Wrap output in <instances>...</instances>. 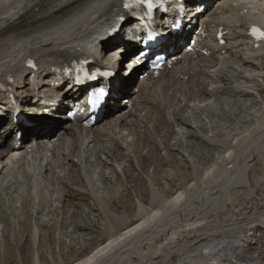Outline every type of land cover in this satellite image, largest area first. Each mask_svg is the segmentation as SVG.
Returning <instances> with one entry per match:
<instances>
[{
  "label": "bare ground",
  "instance_id": "bare-ground-1",
  "mask_svg": "<svg viewBox=\"0 0 264 264\" xmlns=\"http://www.w3.org/2000/svg\"><path fill=\"white\" fill-rule=\"evenodd\" d=\"M52 1L0 0V73L10 71L13 75H22L26 71L22 65L26 57L35 56L40 64L43 65L42 59L44 56L42 55H52L55 52L54 50L59 48L62 43L78 40L77 38L81 37L80 35L84 33H95L103 21L98 18L102 6L112 4L113 2V0H78L73 5L44 19H39L30 25L20 27L25 20L49 5ZM94 16H97L95 20H93ZM249 51L248 55H239L238 61H234L233 59L226 62L225 72H229L235 84H233L234 86H230L229 84L232 80L226 74L220 75V78L225 79L228 84L215 85L218 89L213 93L216 94L215 97L221 99L219 105L214 104V101L210 102L211 104L205 103L197 108V110H193L191 116L181 115L178 113L182 109L179 95L176 93L168 95L166 92L173 91L174 89L172 86L167 85L164 79H161V93L153 97L152 110L146 111L143 120L140 121L144 124L143 127H145L142 141L137 138L131 144L124 137H120V141L116 143V146L119 148L114 149L113 152L105 153L107 147L101 145L99 148L100 153L92 151L90 156L84 159V161L80 158L79 143L76 140L72 143V151L66 152L58 149L53 152V155L57 156V161L54 163L58 164L59 162L58 165L69 163V166H72L69 175L75 172L71 178H65V183L69 190H65V188L59 190L61 192L60 202L64 203L63 199L69 200L67 197L73 195L70 193V189L73 188L72 185H77L80 181L89 185L84 169L85 160L89 166H94L95 161L93 158H96L99 160L97 164L99 165L102 153L107 154L106 159L115 158L117 160L118 156L124 154L120 150V148H123L129 151L133 157V163L136 161L135 165H132L133 167L135 166L136 168L138 166L145 172L146 163H149L153 165V168L160 169L172 159L166 160L158 154L160 146L157 137H160L161 143L166 148V153L168 154L169 152L171 154L170 150L173 148L168 144L167 139H170L171 136L173 137L174 133L178 134L174 130V127H186L184 131H180V134L183 137L185 134H188L187 137L196 138L202 145L197 152L196 161L194 160L195 166L191 164V166H187L189 172L185 173L184 171V174L179 173L180 175L174 178L173 185L171 183L172 188L162 189L161 193L157 189H154V187H149L151 184V186L154 184L155 186H162L160 179L154 176L155 172H152L153 174L145 172L150 177L147 183L148 179L145 181V179L143 180L139 176L130 175L127 177L130 187L126 191H134L140 198V203L144 206L141 210L144 213L141 216L131 215L128 217L127 213L126 217H120L109 207L100 205L98 198L93 197L91 192H86L85 195L93 199V204L97 206L98 211L107 220L105 223L106 239L95 245L88 253L82 254L75 259L66 258L61 261L53 259V262L51 261L52 263L48 264H211V261L216 258L201 253L202 249L207 246L217 247L225 245L234 251H242L244 249L257 251L259 241L264 239V105L261 107L259 113H254L257 120L248 119L250 120V124L246 130L244 129L245 131H242L243 133L239 135H233V138L231 137L232 139L230 138V140L225 136V132L217 131L219 128L218 124L210 126V124L204 122L208 120L210 121L209 123H212L214 116H219L220 119L225 120L224 116L227 114L224 112V108L228 106V101L222 100V95L232 93L235 97L238 95L239 97L247 98L253 95L252 91L254 89L257 92L264 93V83H256L259 78H264V67H258V62L252 60L254 59L253 52ZM230 63L231 65H236L235 68H240L243 71L230 68L228 66ZM244 71L248 74H246L247 79L243 83L241 79L244 77L242 74ZM26 82V80L18 81L20 85H15L22 91L27 89ZM116 82L119 86H122L120 90L124 91L126 85H123V81L117 79ZM21 83H24L23 87ZM199 93L200 91L198 93H189L187 97L191 100H196L195 97L200 99ZM232 94L227 95L233 96ZM259 96L261 97V95ZM252 103L256 105V102L253 101ZM239 105L241 104L239 103ZM245 106L246 104L243 107ZM231 107L232 111H229L233 116H237L240 119V114L244 111H242V106L236 108L235 105H232ZM136 111H138L137 108L128 113H123L119 117V121L124 123L121 124L122 129H127L129 133L141 132L139 127L142 125L139 122L137 124L138 127L135 129L136 132L134 131V127H126L125 124L127 121L132 122L133 118H135V121L138 120V116L134 114ZM227 116L233 117L231 115ZM198 119L201 120L199 124L196 123ZM48 122H51L50 118L36 116L25 128H34V136L42 138L45 134L39 131L40 124ZM118 125L120 126V124ZM164 128H166V133L160 135ZM144 139L147 143L143 142ZM183 139L185 140V138ZM188 140L190 141V139ZM192 142L194 144L195 141ZM149 143H153L154 146L148 148L146 145H149ZM181 143L183 147L184 144L183 142ZM188 143L186 144H191ZM178 145H181L180 142ZM215 146L222 148L218 147L220 153L216 152L217 154L219 153L216 157L212 154ZM140 147L142 149L148 148L149 150H147L145 155H141L142 149ZM138 148L140 150L139 153ZM176 148L173 150H176ZM215 149L214 151H216ZM108 150L111 151L110 148ZM186 152L188 151L186 150ZM192 153L195 154V152ZM60 154L63 156L59 158ZM193 162L191 163L193 164ZM14 163L21 166V168L17 167L18 170L16 172L22 177L26 175L34 177L37 172L36 175L40 179L54 182L53 179H46V177H48L50 172L52 173L55 164H50L47 161L46 163L40 162L26 168L23 163H18V160H15L14 157L11 158V161L5 162L3 160L0 162V193L8 190V186L2 181L8 177V181L11 180L9 175L15 168L11 169ZM99 179L105 180L102 174ZM151 181L153 183L150 184ZM139 183L144 185L141 190ZM66 191L68 192L66 193ZM33 194H35V197H33ZM22 196L25 197L23 200ZM10 197L8 198L9 201L11 199L10 206L14 201L18 204V206L13 205L12 207L16 211L13 213L15 217L18 216L17 221H23L24 217L21 218V216H24L34 208L35 203H33V199H35L34 202L37 204V212L39 213L44 210V207L50 201V198H48L43 189L36 190L33 187H30L26 194L21 195V197L18 196L19 201ZM2 198L0 196V217L3 215V212L10 210V207L6 208V206H2L6 202H9L6 200L1 201ZM146 202H150L149 208L146 206ZM68 203L72 207L73 204L70 201ZM30 206L32 207L31 209H29ZM131 208L129 205L125 209L131 211ZM19 209L20 213L16 215ZM71 213L72 217L69 219L74 226L79 228H87L89 226V224L86 225L80 223L79 220H75L80 213L75 210H72ZM8 214H11V212L6 213V215ZM5 218L6 216L0 218V222H3ZM61 226L63 227L62 229H65L67 227L66 221L62 220ZM245 231L249 233L253 232V234H249L250 237L243 238L242 236ZM33 233L35 232L32 231L30 237L32 242L34 240ZM53 237L52 228H50L45 236L46 243L44 244L48 246L49 241L58 242ZM38 238H40L39 235ZM30 239L28 238L27 242L29 241L32 246L33 244L30 242ZM2 240V244L0 243L1 264H8L18 260L21 264L38 263L34 262L32 257L29 258V255H27L28 258L24 256L25 253L29 254L25 244L18 246L19 253L21 251L23 255L16 256L18 251L15 255L13 247L7 239L2 238ZM43 240L44 238L41 241ZM218 263L225 264L223 261H218Z\"/></svg>",
  "mask_w": 264,
  "mask_h": 264
},
{
  "label": "rangeland",
  "instance_id": "rangeland-1",
  "mask_svg": "<svg viewBox=\"0 0 264 264\" xmlns=\"http://www.w3.org/2000/svg\"><path fill=\"white\" fill-rule=\"evenodd\" d=\"M262 79L264 80V78H262ZM262 79H259L256 83L257 84H260V83L262 84V82L264 83V81ZM256 92H257V90L254 89L252 96L247 97V98L243 97L245 99V101L242 97H239L238 95H236V97H235V95H233L232 93H227V94H232L233 96H230L227 94L222 95V100L228 101V106L227 107L225 106V108H224L225 110L223 109L227 115L233 116L232 113L230 112V111H232V107H231L232 105H235L236 108H239L238 106H242L241 107L242 111L243 110L244 111L241 112V114H240L241 121H240L239 117H237V116H233L231 118V117L226 115V116H224L225 120L220 119L219 116H214V118H212L213 119L212 123H209L210 121H208V120L207 121L205 120L204 122H206L207 124H210V126L212 124H218L219 128H221V129L218 128L217 131L225 132V136L227 137L228 140H230L231 137L233 138V135L235 136V135H239V134L243 133L246 130V128L248 127V125L250 124V120H248V119H252V120L256 121L257 118L254 116L255 115L254 113H257V112L259 113L261 111L260 110L261 107L264 105L263 104L264 103V93H260V92L256 93ZM259 95H261V97ZM237 96L239 97V99ZM231 97H232V100H231ZM236 98L238 99V101L241 105H239V103H237L238 101L236 102V100H237ZM233 99H236V100H233ZM242 99H243V101H242ZM213 101H211V103L213 102L214 104L219 105V103L221 102V99H219V97H215V99H213ZM232 101H234V102H232ZM251 101L256 102V105L254 103H252ZM231 102H232V104H230ZM244 104H246L247 107L246 106L243 107ZM246 108H248L247 111H246ZM240 111H241V109H240ZM241 116H243V117H241ZM139 118H141V119L144 118L143 113H141V116ZM226 119H228V120H226ZM246 120H248V121H246ZM196 121H197L196 122L197 124H199L201 122L200 119H198ZM234 122H236V123H234ZM246 122H248V123H246ZM107 124H108L107 128L109 130L106 131V136L108 138H110V140H108V138L105 139L104 142L101 143V145H103L104 147H107L105 150L106 151L105 153H107V152L110 153V152H113L114 149L119 148L116 146V142H114V141H120L119 140L120 133L126 134L128 132V130L122 129L121 127H117L116 126L117 123L116 122L114 123L113 120L108 121ZM141 125L142 126L139 127L141 132L138 131L139 134L131 132V133L127 134L126 138H124V139L131 144L133 142H135L137 138H138V140L141 139V141H142L143 137H144L143 131L145 130V127H143L144 126L143 123H141ZM222 125H224V126H222ZM137 127H138V125H136V123H135L134 131ZM236 128H238V129H236ZM185 129H186V127H184V128L183 127L182 128L174 127V130H176L178 132V134L174 133L175 135L173 134V137L171 136V138L169 137L170 139H167L168 144L171 146V148L175 149L177 147L176 150H173V149L170 150L171 154L169 152H168V154L166 153L167 152L166 148H164V145L161 143L160 137H157V141L159 142V146H160L158 154L163 156L166 160H169V158L172 159L169 163H167L165 166L161 167L160 169H156L155 167L153 168V165L146 163V167L144 168L145 172H148L151 174H153L152 172H155L154 176H156V178L160 179L162 186L161 185L155 186V184L153 186H151L152 185L151 183H153L152 181L150 182L151 185L149 184L150 185L149 187H152V188L154 187V189H157L158 192H160V193L162 192V189L166 190V189L172 188V185H173L174 180H175L174 178L177 177V175L179 176L181 173L184 174V171H185V173L189 172L187 166L188 167L191 165L195 166V161H196L195 159L197 157V152H198L199 148H201L202 145H201V143H199L198 140H196V138L187 137L188 134H185V136L183 137L180 134V131H182V130L184 131ZM187 129H189V128H187ZM165 130H166V128H164V130L161 131L160 135L165 134L166 133ZM116 131H118V134ZM183 138H185V140ZM188 139H190L191 142ZM178 141L180 142L181 145H178V143H179ZM192 141H195L194 144H192L193 143ZM143 142L147 143V142H145V139ZM175 142H177V143L175 144ZM181 142H183V144H184L183 147H182ZM187 142H189L188 144L191 143L192 145L191 144L187 145L186 144ZM197 142L199 145L197 144ZM195 145H196V147H195ZM146 146L148 148H151L154 145H153V143H149V145H146ZM174 146H175V148H174ZM186 146H187V148H186ZM212 147H214V146H212ZM218 147L220 149H222L220 146H215L216 149L215 148L214 149L216 151H214V149H213V153H212L214 155V157H216V155H218L220 153V150ZM108 148H110L111 151L108 150ZM140 148L142 149V147H140ZM148 148H143L141 150V152L138 148V153L140 152L141 155H143V154L145 155L147 150H149ZM196 148H197V150H196ZM120 150L122 152H124V154L118 156L117 160H115V158L106 159L107 154L105 155L104 153H102L101 154V160H100L101 162L99 165H97L99 162V160H97V159H94V161H95L94 166H89L87 163H85L84 169L86 171V175H87L86 179L89 181V185H86L81 181L78 182L79 184H77V185H72L74 190H73V188L70 189V193L73 195L70 197H67V198H69V200L63 199L64 203L60 202L61 192H59V190L63 189V188H65V190H69V188H67V186H66L67 184L65 183L66 182L65 178H71L72 175L74 176V174H75V172H73L69 175L70 169L72 167V166H69V163L68 164L64 163V164H60V165H58L59 162H58V164L53 163V164H55L54 165L55 167L53 168L52 173L50 172V174L48 175V177H46V179H53L54 182L46 181L45 179H40V177H37V175H34V177H32L30 175H26V176L22 177V176L18 175V172L13 171L9 175L10 179H11L10 181H8L9 177L4 179V182L8 186V190L6 192L0 193V196L3 197L1 199V201H4V200L9 201L8 198L10 196L12 198H15L17 201H19L18 196L21 197V195L26 194V192L29 190L30 187H33L36 190L43 189L44 192L47 194L48 198H50V201H48L47 205L44 207V210L39 213V212H37V204H36V202H34L35 199H33V203H35L34 208L32 210L28 211V213L25 214L24 216H21V218L24 217L23 221H17L18 216L15 217V215L13 214L16 212L12 208L13 205L18 206V204H16L15 201L11 204V206H10L11 199L9 202H6L5 205L3 204L2 206H6V208L10 207V210H8L7 212H3L2 213L3 215H1V217H0V218H2L3 216H6L5 220L3 222H0V243L2 244V242H3L2 238L7 239V241L12 245L13 250L15 252V255L18 251V246L20 244H25L26 248H27L26 250L29 251V254L25 253L24 256L26 257L27 255H29V258L32 257L34 262L35 261H36V263L38 262L37 264L52 263L53 259L57 260V261L58 260L61 261V260H64L66 258L75 259V258L81 256L82 254L88 253L95 245L103 242V240L106 239L107 236H106V230H105V226H106L105 223L107 222V220L103 217L102 213L100 211H98L99 209L97 208V206H95L93 204V199L88 198L85 195L86 192H91L93 197L98 198L100 205H102L104 207H109V209L114 211L120 217H126L127 215H128V217H130L131 215L141 216L142 213H144L143 211H141L144 206L140 203V201H139L140 198L137 196L136 193H134V191H132V192L128 191V190L126 191V189H128L130 187V184L127 182L128 181L127 177L130 175L139 176V178H142L143 180L145 179V181H146V179H148L150 177L147 174H145V172H143V170H141L138 166L136 168H135V166L134 167L132 166V165H135L136 161L133 163V161H134L133 157L130 155L128 150H125L123 148H120ZM186 150L188 152H186ZM192 152H195L196 155ZM202 152H203V150H202ZM216 152H219V153L217 154ZM133 154H134V150H133ZM172 154H173V156H172L173 158L171 157ZM198 155H200V153H198ZM120 157H122V158H120ZM188 159H189V161H187ZM191 162H193V164ZM126 171H128V172L126 174H124ZM101 174L104 176L105 180L99 179ZM174 174H176V175H174ZM78 176H80V175H78ZM167 176H169V177H167ZM37 179L40 181H38ZM168 179L169 180L171 179V180L169 181ZM148 181H149V179L146 181V183ZM171 183H172V185H171ZM139 184H140V186H139ZM139 184H138V186L140 187V190H141L144 185L142 183H139ZM146 185H148V184H146ZM67 192L68 191H66V193ZM33 197H35V194H33ZM24 198L25 197L22 196V200ZM69 201H70V203L73 204L72 207H71V204L68 203ZM149 204H150V202H148V203L146 202V206L148 208L150 206ZM129 205L132 207L131 211H127L125 209ZM56 206L57 207L59 206V207L57 208ZM133 207H135V209H133ZM31 208L32 207L30 206L29 209H31ZM72 210H75L76 212L80 213V215L77 216L75 218V220H79L80 223H84L86 225L89 224V226H87L88 229L86 227H84V228L76 227L71 223V220L69 218L72 217V213H71ZM8 212L9 213L11 212V214L6 215V213H8ZM19 213H20V209L17 211L16 215H18ZM62 220L66 221L67 227L65 229H62L63 228L61 226ZM90 222H91L92 226L90 225ZM50 228H52V235L54 236L53 239L55 238L56 240H58V242L49 241V243H48L49 245L47 246L44 244V243H46L45 236L49 232ZM32 231L35 232V233H33V236H34L33 242L30 239ZM38 235L40 238H38ZM28 238L30 239V242L33 244L32 246L29 243V241L27 242ZM42 238H44L43 241H41ZM18 255H23V254L21 253V251H20V253L18 251V254L16 256H18ZM26 258H28V256ZM19 263L20 262L18 260V261L8 263V264H19ZM0 264H1V262H0Z\"/></svg>",
  "mask_w": 264,
  "mask_h": 264
},
{
  "label": "snow or ice",
  "instance_id": "snow-or-ice-1",
  "mask_svg": "<svg viewBox=\"0 0 264 264\" xmlns=\"http://www.w3.org/2000/svg\"><path fill=\"white\" fill-rule=\"evenodd\" d=\"M132 4H143V5H146L147 8L150 10L153 7V0H125L124 6L131 7ZM251 35L258 41L264 40V30H261L257 27H253L251 29ZM104 75H111V73L110 72L104 73ZM103 94H104L103 90H101L100 93L97 95L96 99L93 100L92 102L96 103L99 97L103 96Z\"/></svg>",
  "mask_w": 264,
  "mask_h": 264
}]
</instances>
